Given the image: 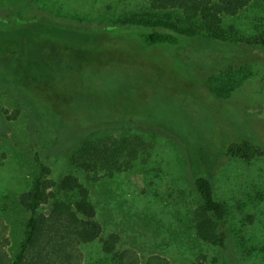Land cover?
<instances>
[{
	"label": "rangeland",
	"instance_id": "rangeland-1",
	"mask_svg": "<svg viewBox=\"0 0 264 264\" xmlns=\"http://www.w3.org/2000/svg\"><path fill=\"white\" fill-rule=\"evenodd\" d=\"M223 25L241 41L264 33V0ZM150 26L183 40L165 51L145 46L138 35ZM48 29L57 36L51 43L68 49L49 48ZM225 69L214 83L220 99L206 78ZM55 109L61 121L51 120ZM134 135L144 146L125 170L96 180L70 163L87 138ZM247 136L264 147V47L215 39L148 0H0V228L9 256L28 216L20 195L44 164L55 180L72 173L85 184L105 237L116 233L142 257L159 253L175 264L217 251L191 222L199 203L193 179L204 173L229 205L238 264H264V201L250 192L264 184V161L235 162L221 150ZM100 247L85 246V264H95Z\"/></svg>",
	"mask_w": 264,
	"mask_h": 264
},
{
	"label": "trees",
	"instance_id": "trees-1",
	"mask_svg": "<svg viewBox=\"0 0 264 264\" xmlns=\"http://www.w3.org/2000/svg\"><path fill=\"white\" fill-rule=\"evenodd\" d=\"M251 1L148 0L153 10H177L185 23L197 21L215 39L264 47V33L241 41L236 32H223L225 18L238 15ZM46 27L54 26L48 24ZM45 34L46 39H49V48L68 49L67 43L62 46L51 43L57 37L52 29H48ZM81 34L83 33L76 32L78 36ZM138 36L145 46L159 47L163 51L167 46L176 45L183 40L179 37L180 34L153 26L141 29ZM234 36L238 37L236 41L233 40ZM211 61L212 59L209 62ZM225 70L218 72L217 76L210 75L206 78L210 94L220 99L224 97L216 94L214 83H218L217 79L227 72ZM26 94L28 99L34 101V96L29 91ZM55 112L56 109L51 113V120L61 121L62 115ZM253 139L254 136H247V139L243 137L230 140L221 150L229 160L235 162L251 164L254 161H264V147L253 142ZM143 146V140L137 135L87 138L71 154L70 163L89 176L95 174L90 177L97 180L131 167ZM193 186L199 201L191 210L195 235L207 248L217 251L212 257L201 251L186 264H238L228 244L227 201L216 196L213 181L204 173L194 177ZM250 192L255 193L259 201H264V184L257 186L253 183ZM19 203L28 213L23 238L14 255L9 256L5 250L8 237L5 228H0V264H85V246L96 242L101 247L100 257L95 264H175L168 256L159 253L142 257L135 248L122 246L116 233L105 237L104 226L90 198V192L75 174L66 173L55 180L50 177V169L41 164L40 173L32 188L20 195ZM43 204L48 205L47 210H44ZM238 208L241 209V206ZM247 217L252 216L248 214Z\"/></svg>",
	"mask_w": 264,
	"mask_h": 264
}]
</instances>
